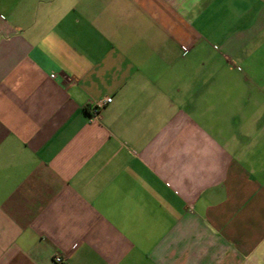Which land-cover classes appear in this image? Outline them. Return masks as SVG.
Here are the masks:
<instances>
[{
	"label": "crops",
	"instance_id": "1",
	"mask_svg": "<svg viewBox=\"0 0 264 264\" xmlns=\"http://www.w3.org/2000/svg\"><path fill=\"white\" fill-rule=\"evenodd\" d=\"M56 257L264 264V0H0V264Z\"/></svg>",
	"mask_w": 264,
	"mask_h": 264
},
{
	"label": "built area",
	"instance_id": "2",
	"mask_svg": "<svg viewBox=\"0 0 264 264\" xmlns=\"http://www.w3.org/2000/svg\"><path fill=\"white\" fill-rule=\"evenodd\" d=\"M112 102L111 98H106L101 102H97L93 105L92 107V112H93V116L94 119H96L98 117L99 111L105 106L108 105ZM55 264H60L62 262V258L61 257H56L54 259Z\"/></svg>",
	"mask_w": 264,
	"mask_h": 264
}]
</instances>
